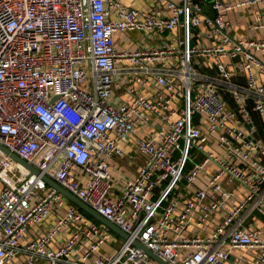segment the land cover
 Returning a JSON list of instances; mask_svg holds the SVG:
<instances>
[{
  "label": "built area",
  "instance_id": "built-area-1",
  "mask_svg": "<svg viewBox=\"0 0 264 264\" xmlns=\"http://www.w3.org/2000/svg\"><path fill=\"white\" fill-rule=\"evenodd\" d=\"M256 3L0 0V264H264Z\"/></svg>",
  "mask_w": 264,
  "mask_h": 264
},
{
  "label": "water",
  "instance_id": "water-1",
  "mask_svg": "<svg viewBox=\"0 0 264 264\" xmlns=\"http://www.w3.org/2000/svg\"><path fill=\"white\" fill-rule=\"evenodd\" d=\"M213 15V12L212 14ZM0 150L7 154L8 156H10L13 160H15L16 162L20 163L21 165H23L24 167H26L31 173L33 174H38V171L31 166L29 163H27L26 161H24L23 159H21L18 155H16L15 153L10 152L6 147H4L3 145L0 144ZM45 181L52 187L56 188L59 192H61L70 202H72L74 205H76L80 210H82L84 213H86L87 215H89L93 220L100 222L102 224H104L105 226H107L111 231H113L114 233L118 234L121 237H125L126 238V234L121 231L116 225H114L113 223H111L110 221L106 220L103 216H101L100 214H98L96 211H94L93 209H91L89 206H87L85 203H83L80 199H78L76 196H74L73 194H71L69 191H67L66 189L62 188L59 184H57L56 182H54L53 180H51L48 177H44ZM137 246H139V244H137ZM142 247V246H140ZM146 253H148L152 258H154L157 262H159L160 264H167L165 263L162 259L158 258L155 254H153L150 250L142 247Z\"/></svg>",
  "mask_w": 264,
  "mask_h": 264
},
{
  "label": "crops",
  "instance_id": "crops-1",
  "mask_svg": "<svg viewBox=\"0 0 264 264\" xmlns=\"http://www.w3.org/2000/svg\"><path fill=\"white\" fill-rule=\"evenodd\" d=\"M124 1L127 2L128 4L132 3V0H124ZM226 1H229V0H226ZM140 3H141V1L135 2L134 4L136 6H140L141 5ZM263 7H264L263 4L256 3L255 5H253L251 7H245L243 9L239 10V12H236L231 17L233 20L239 22V21H242V19L245 18L247 15H252L255 12L261 11L263 9ZM239 30L244 33L243 29H239ZM129 149H130V147H126V149H125L128 152V156H127V158L124 159V163H126L131 168V170H135V167L142 163L143 157L137 155L134 152H130Z\"/></svg>",
  "mask_w": 264,
  "mask_h": 264
},
{
  "label": "rangeland",
  "instance_id": "rangeland-1",
  "mask_svg": "<svg viewBox=\"0 0 264 264\" xmlns=\"http://www.w3.org/2000/svg\"><path fill=\"white\" fill-rule=\"evenodd\" d=\"M112 233H113L115 236L119 237V239H121V237H120L118 234L114 233L113 231H112Z\"/></svg>",
  "mask_w": 264,
  "mask_h": 264
},
{
  "label": "trees",
  "instance_id": "trees-1",
  "mask_svg": "<svg viewBox=\"0 0 264 264\" xmlns=\"http://www.w3.org/2000/svg\"><path fill=\"white\" fill-rule=\"evenodd\" d=\"M256 120L258 121L257 117L255 116Z\"/></svg>",
  "mask_w": 264,
  "mask_h": 264
}]
</instances>
